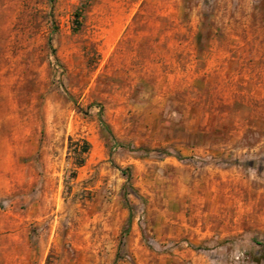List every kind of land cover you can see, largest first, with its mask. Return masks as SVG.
I'll use <instances>...</instances> for the list:
<instances>
[{"label":"rangeland","instance_id":"374dc122","mask_svg":"<svg viewBox=\"0 0 264 264\" xmlns=\"http://www.w3.org/2000/svg\"><path fill=\"white\" fill-rule=\"evenodd\" d=\"M0 264H264V0H0Z\"/></svg>","mask_w":264,"mask_h":264},{"label":"trees","instance_id":"16d2710c","mask_svg":"<svg viewBox=\"0 0 264 264\" xmlns=\"http://www.w3.org/2000/svg\"><path fill=\"white\" fill-rule=\"evenodd\" d=\"M99 121H100V124H101L102 129L106 132V134H107V135L110 137V139L113 141V147L119 145L118 142L114 139V137H113V135H112V133H111V131H110L108 125L105 123V121H104L102 118H100ZM88 145H89L88 142H87L86 140H83V141L81 142V145H80V151H81L82 153H86L87 150H88ZM79 163H81V161H80ZM122 171H123V170H122Z\"/></svg>","mask_w":264,"mask_h":264}]
</instances>
